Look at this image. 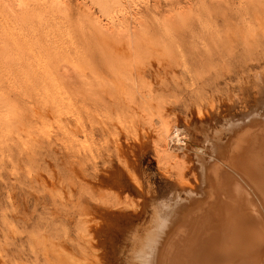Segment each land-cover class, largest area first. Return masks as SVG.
Returning <instances> with one entry per match:
<instances>
[{
	"label": "rangeland",
	"instance_id": "374dc122",
	"mask_svg": "<svg viewBox=\"0 0 264 264\" xmlns=\"http://www.w3.org/2000/svg\"><path fill=\"white\" fill-rule=\"evenodd\" d=\"M65 2L67 4L63 8V21L56 20L58 22L61 21L60 23L62 26H64V28L60 25V23H58L62 29L58 26L57 28H54L57 31H54V23L51 22L48 18H45L42 22L44 25L41 24V27L39 25V27L35 25L37 27V31L35 30L34 33L37 34H34L32 36L35 40L37 38V41L34 42H38L37 44L41 43V47L39 45H35L36 43H34L32 41L33 38H31V41L34 43L33 44L31 42L32 47L29 46L30 44L24 46L27 42H22L23 44L20 43L21 45H19L20 48L22 47L21 49L19 48L22 54L21 59L17 60L18 62L20 61L19 63L16 61L15 57H13L12 50L11 52L7 53L9 54L10 60L8 55H6L5 59L3 60L0 58V95H3L0 96V109L2 108L0 116L4 115L2 117L5 118L4 121L2 120V124L7 121V118V124L9 123L5 129H0V264H52L53 260H56V256H54L55 254H58V256L56 257L58 258L60 254L64 255L66 253L65 255H67V252L72 254L73 261H75V263L77 264H82V262H85L84 264H137V254L140 249L138 247L140 245L139 242L145 239V234L147 235V231L152 228L153 206L151 205V203L154 204L155 201L161 200L162 194L164 195V191L166 190V186L164 185L163 178H160V175L162 174L159 173V170L156 168V164H154V159L152 156L153 150L151 151L152 147L150 146L152 142V138L150 140L149 137L150 133L148 132V138L146 136L147 142L145 134L142 133V131L145 132V130H143V128L141 127H143V125L145 124H137L135 128H129L125 130L120 127V130L123 131L121 132L118 129V127L120 126L118 123L114 124L116 122L110 121L111 124H109V120L107 121L106 117H104L105 114H103L104 112L102 110L99 109L93 111V109L95 108H93V106L91 105H88V100L82 102L83 99L86 100L84 90H81L80 87L79 90H77L78 87L74 83H72L71 85L69 81H65L61 78L62 65L65 57L67 58V60H74V58L78 56L79 60H81V51L83 53L85 52L86 42L90 44L92 41V43L94 44L96 40V45L94 44L95 49H97V46L101 47L100 45H102L100 43L101 41H97V37L102 36L99 34L96 26L92 25V21L94 20L93 16L97 14L96 7L92 5L89 0H83L81 3H79V0H66ZM136 4L138 6L135 5L137 8L133 7L131 11L132 14L130 13L128 15L125 12L126 14H121V16L119 17L121 19V22L126 25L129 35L132 32V34L134 35H139L141 32L144 33L146 31L145 34L149 33L150 36V34L159 35L158 33L163 32V34H169V38L173 36L174 41L171 43L174 45V47L178 48L190 47L192 45L198 46L202 43L212 42L213 40V43H220L222 41L223 43H229L230 41H232L230 42V44H234V42H237L236 44L246 43L252 45V47L254 48V50L250 52L251 54L249 53V55L246 56H241L242 49H237L235 50V53L233 55H230L231 57L229 56L230 58H227L226 56L220 58L221 60H223L222 68L213 73L212 71H210V73L208 72L207 74L203 75L206 78L202 76L200 78L201 80L198 79L197 83L194 82V84H191V79L182 72L179 66L174 65L175 68L179 69L173 70L174 66L169 65L164 61H161L162 63L164 62L163 64L151 61V64L154 65L153 67L161 66L154 69L151 65L149 66L148 64H144V68L142 67L139 70V73L142 76V79H144L145 81H151L155 90H157L158 92L160 91L167 96L168 101L167 104H165V108L167 107L168 111L166 109L167 112L165 113L169 114L168 116L172 121H174L173 119H176V123H191V125H193L195 122H197L195 121L196 112L194 111H196V108L199 106L202 108V110H206V112L208 111L207 113H205L206 117H203L200 121H202L201 125L205 128V131L207 133H210L211 130L214 131L220 129V126L218 128V125L222 126L225 123L226 119H228L227 117H229L230 115L234 116L238 114L240 110L243 111V109H246V107H254L258 104L260 100L259 94H262V91L264 90V88H261L264 86V82H260L262 85L256 84L259 83L260 80H264V75H262L264 74V50H262L264 49V47L262 48V46H264L262 45L264 43V36L261 34L262 32H264V30L262 31V29H264V0H157L155 3L153 2V0H137ZM87 7H90L91 11L94 12V14H92V12L88 13L89 15L86 14L87 12H89L86 10ZM85 15H87V17ZM171 16L175 20L172 19ZM133 18H136L135 21H133ZM163 19L168 23L171 22L172 25H170L169 23L168 25L170 27H168L167 23H163ZM1 22L0 25L2 26H0V31L3 30V28L6 26V23ZM92 26L95 29H93ZM47 27H49L50 29L48 28L47 30ZM5 28L6 30L4 29V32H0V34H4L5 38L2 37L3 35H0V37H2V41L5 40V43L9 40V42H7L9 44L7 45H10L9 38H12V34L14 37L13 40H15V38L19 40L21 39V36H17L15 32H12V29L9 26ZM256 28L260 32H258ZM65 30L69 34L68 38L72 39L73 41L67 38V33H65ZM139 30L140 32H138ZM47 31L50 34H48ZM240 31H242L243 33ZM252 31L255 36L253 35ZM96 32L98 33V36ZM127 32H125L126 35L128 34ZM232 33L236 36L235 38ZM5 34L6 36L9 34L7 36L9 38H7ZM224 34L233 36L228 38V36H225ZM18 35L20 34L18 33ZM71 35L73 36L70 37ZM256 35H260L259 38ZM176 36L179 39H177ZM92 39H94V42ZM89 44L87 45L89 46ZM42 45L44 48L42 47ZM91 45L90 47H87V49L94 47ZM253 45L256 47H254ZM27 46H29V48H32V51H30L29 48L27 49ZM117 46V50L122 49L121 46H119L118 48ZM39 48H41V50ZM87 49L86 52L88 51ZM36 50H38L37 52H39L40 54L35 52ZM10 53L12 54L10 55ZM47 55L51 56V58L53 55H55L56 57L53 56V60H51V58H49ZM34 57H37V59L33 60L32 58ZM13 59L15 60V62ZM48 59L52 61V64L50 63V60L47 61ZM39 60L43 64L46 63L45 65L48 64L47 66L50 65V68L51 66H53L51 70L52 73H49V68V74L47 73V70L45 72L43 69H41L43 68V64H39ZM237 62L240 64L238 65ZM145 65H147L150 70L153 68V70H151L152 72L148 70V68H146L147 66L145 67ZM169 66H172L170 68L171 70L169 68H166ZM3 67L6 70L4 72H2ZM236 67H238L239 69H237ZM159 68H162V70L168 69V72L165 70L166 73H164L168 75L171 72V75H168L167 77V75L163 73L164 70L162 71L160 69L159 71ZM155 70L157 71L158 75L162 76H159V78L157 76V81L159 82H157V85L155 84V80L154 83L152 81L154 76L156 79L157 73ZM33 71L35 72V74H33ZM176 71L178 72L176 73ZM151 73H153L154 76L153 74L152 76H150ZM178 73H180L179 76L182 77L180 82L183 87L179 84L180 78H178ZM256 73L258 74V76ZM255 74L257 78L255 77ZM52 75L54 77H52ZM164 75L167 78H165ZM261 75L263 79L261 78ZM17 76L18 78H16ZM149 76L152 80L149 78ZM252 76H254L253 78L256 79L253 80ZM20 77H22L23 79H21ZM186 77H188L191 83ZM11 79H13V81ZM53 79H55V82ZM174 80H176V82H174ZM160 82L163 85L159 86ZM29 83L31 84L29 85ZM187 84L191 85V87L197 88L196 95L190 93L192 88ZM184 85H187L188 87H184ZM255 85L258 89L261 88V90H258ZM158 86L161 88L159 89ZM240 86H242V91L239 89ZM76 87L77 89H74ZM41 89L42 91H40ZM175 89L177 90L175 91ZM237 89H239V91ZM243 89L246 91H244ZM56 90L57 92H55ZM73 91L78 95V97L73 93ZM166 91L167 93H165ZM51 92H53L54 94ZM182 93L189 98L187 97L188 99H185V96ZM48 94L53 97V100L50 99L52 97ZM230 94H232V96ZM213 95L215 96L214 98ZM242 95H244L245 97ZM73 96L77 98H80L81 96L84 97L83 99L81 97L80 99L82 100L79 99V101L76 98L75 101ZM247 96L250 99L247 98ZM217 97L219 99H217ZM229 97L233 98H231L232 102L230 101V99H228ZM252 97L253 99L254 97H256V101L257 98H259L258 102H256L255 100L252 101ZM244 98H247L246 102H244ZM207 100L209 103L207 102ZM79 102L81 105L79 104ZM233 102H235L234 106ZM76 103H78L79 106ZM192 104H194L193 107ZM206 104L208 105L206 106ZM70 105H72V107ZM227 105H232L230 106L232 108ZM80 106L82 107V109ZM211 106L214 107L212 108L214 111H211V109H205ZM220 106H223L224 108ZM233 107L235 109H233ZM190 108L192 109L190 110ZM215 108L218 109L215 110ZM229 109H231V111ZM6 110L7 114H9L10 116L5 114ZM90 110L93 112L92 116L90 115ZM8 111L10 113H8ZM77 111H79L80 113H78ZM87 111L89 112L88 114ZM97 111H100V115H98L99 113ZM94 112L97 114V116ZM213 113L214 115L218 116L214 117ZM211 115L213 118H211ZM77 116L79 119H81L82 123L79 122V119H76ZM2 117H0V119H3ZM96 117L99 118V120H97ZM184 117L187 120L183 119ZM223 118L225 121H222ZM216 120L219 122H217ZM99 121L104 125V128H102V124H100ZM78 125L81 126V130L79 129ZM110 125L112 127L114 126V128H112ZM115 125H117L118 127H115ZM138 127L140 129V131L138 130L139 132H137L136 129ZM118 133L120 134V137ZM107 136L109 137L107 138ZM96 137L97 139L95 141ZM91 139L94 140L93 143H96L94 145V147L96 146L95 148L92 146L95 150L97 149L98 143L102 147L99 148V146L97 149L98 151L96 150L97 152H99V154L97 152H94L95 154H93V152L89 154L91 150ZM122 140H124L127 145L125 143L123 144ZM101 141L103 142L101 143ZM135 142L139 147H136ZM119 143L123 145L120 146ZM129 143L131 146L129 145ZM132 143L133 145H135V147L132 145ZM137 143L141 144L138 145ZM103 145H105V147ZM103 147L104 149L106 148L105 150L109 151L108 154L105 153L106 151L104 152ZM121 147L125 150V152ZM131 147L132 149H135H133L132 151V149H130ZM138 148H141L142 152L139 153ZM94 149L93 151H95ZM136 149L138 151H136ZM116 150L119 151V153L123 151L121 152V154H119V156L121 155V157H125L121 159L122 161H120V157L118 158ZM127 153H129L131 156ZM91 156H94L93 159ZM129 156L133 159L129 158ZM115 157L117 158V160ZM126 160L128 161V163L126 162ZM132 160L133 163H136H134L133 166ZM107 166H110V168H108ZM120 166L124 167L121 169ZM101 168L105 170H102ZM114 168H116V170H114L116 172L112 171V169ZM135 168H137V170ZM124 170L126 171V173ZM98 172L99 176L97 175ZM106 173H108V175H106ZM110 173H112V177ZM78 174L79 176H81L78 177ZM163 176L165 177V175H162V177ZM132 177L139 181L140 185L142 186V188H138L140 191H138L135 184H132ZM97 184L100 185V187L103 185V189L99 188ZM107 184H109L110 186ZM120 186L122 187V189ZM80 187H86L84 188L86 190L81 189L80 191ZM96 187H98L100 190L99 194ZM87 189L92 190L90 191ZM87 191H90V196L88 193H86ZM102 191H109L108 195L110 194V192L111 194L117 195L121 192L120 196L118 195V197L120 199L128 197L129 204L132 203V207H135L134 205L137 204L135 203V201L137 202L139 199L143 201L142 210L139 211L136 207L137 211H133V208H130L129 206L128 207L130 209L127 207L128 209L122 210V213L120 212L121 210L118 209L117 212L116 209L110 208V210L105 205L101 203L99 204L97 202V198H95L97 195L103 196L104 193ZM80 192L83 194L86 193V195L82 196ZM150 195L152 198L150 197ZM143 198L145 199L143 200ZM130 199H132V201H130ZM141 201L138 202L141 203ZM81 231L82 234L80 233ZM87 234H89L90 236H88ZM77 243L79 245H77ZM84 246H86L89 250L87 251ZM80 248L81 250L86 249L84 251V255L80 253ZM60 251H62V253H60ZM86 254L89 255L87 256ZM82 255L86 257L84 258ZM60 258H62L63 260L65 259L64 256ZM60 258L59 260H62ZM61 262L62 261H60L59 263ZM63 262L65 263V261Z\"/></svg>",
	"mask_w": 264,
	"mask_h": 264
},
{
	"label": "bare ground",
	"instance_id": "6f19581e",
	"mask_svg": "<svg viewBox=\"0 0 264 264\" xmlns=\"http://www.w3.org/2000/svg\"><path fill=\"white\" fill-rule=\"evenodd\" d=\"M65 1L66 0H0V22L2 21L1 23H3V22L6 23L5 27L9 26L12 29V32H15V34H17V36H21L20 40L16 39V38H15V40H13L14 39L13 34H12V38L7 37L9 34L7 36L5 34V36L10 39V45H7V44H9V43H7V42H9V40L7 41V39H6L7 42L5 43L4 42L5 40L2 41V39H1L2 37H4V34L3 33L0 34V35H3L2 37H0V58L3 60V59H5L6 55H8V57H9V54H7V53L11 52V50H12L13 54L10 53V55L12 54L13 57H15L16 61L20 60L22 57L21 56L22 54L20 51V49L22 47L20 48V46H19V45H21L20 43L27 42L26 44L24 43L25 44L24 46H26L28 44H30L29 46H31L32 41L33 42L37 41V38L35 40L34 37H32V36L34 34H37V33H34V31L36 30L37 27H39L41 24H43L42 22H43V19H45V18H48L51 22L54 23L53 24L54 27L51 25L53 27V29L55 27L57 28L58 26H59V28H61L60 22L63 21L62 16H64L63 8L67 4ZM82 1L83 0H79V3H81ZM136 1L137 0H89V2L92 5H94L97 9V14L95 16H93L94 20L92 21V25L96 26V29L99 31V34L102 36V37H99L98 33L96 32L97 36L100 38L99 39L95 35L97 37V41L98 40H99V42L101 41L100 43L102 45H100L101 47L97 46V49H95L94 44H95L96 40L94 42V39H95L94 38V39H92L94 44L92 43V41L90 44L87 42L85 43L86 44V48L84 45L85 52L83 53L81 51V53L84 55H82L80 53L81 54L80 58L82 57L81 60H79L78 56L75 57L74 60H71V59L67 60V58L64 56L65 58H64L63 65H62L61 78L65 81H69V83L71 85H72V83H74L78 87V89H77V87L74 89L79 90V87H80L81 90H84L86 100L83 99L84 96H81L83 100L80 99L81 98L80 96H79L80 98H77L78 95L75 94L73 91V93L75 95H77V97L73 96L75 101H76V98L78 99V101H79V99L82 100V102L88 100V102H87V103H89L88 105L89 106L91 105V106H93V108H95V109H93V111L100 109L104 112L103 113V114H105L104 117H106L107 121L109 120V124H111L110 121L116 122V123L113 122L114 124L118 123L120 126L118 127L117 125H115V127L117 126L119 130H120V127H122L125 130V129H129V128H131V129L135 128L137 124H140V125L145 124V125H143V127H141V128H143V130H145V132L142 131V133L145 134V138H146V136L148 138L149 135H150L149 136L150 140L152 138V142H151L150 146L152 147L151 151L153 150L152 156L154 159V164H156V168L159 170V173L162 175H165V177L164 176L162 177V175H160L161 176L160 178L161 179L163 178L164 185L166 186V190L164 191V195L162 194L161 200L155 201L154 204L151 203V205L153 206V208H152V215H153L152 217L153 218L151 217L152 221H153L152 228H150L147 231V235L145 234V239L141 240V242H139L140 245L138 247L140 249H139V252L137 254V264H264V90L262 91V94H259V92H258V90L259 89L261 90V88H264V86L258 89L255 85V87L258 89L257 92L260 95L259 102H258L259 98H257V101H256L255 100L256 97H254V99L252 97V101L255 100L256 102H258V104L256 103L257 104L256 106L249 107V108L246 107V109H243L244 108L243 107L242 108L243 111L240 110V112L234 116L230 115L231 117L230 116H229L230 118L227 117L228 119H226V121L223 118L222 121H225V123L222 126L218 125V128L220 126V129L214 130V131L211 130L210 133H207L205 131V128L202 127V125L197 124V123L203 117H206L205 113H207L208 111L206 112V110H202V108L198 106L196 108V111H194V112H196V120L195 121H197V122H195L193 125H191V123L190 124L185 123V121H184L185 124H183L182 122H181L182 124H179L178 122L176 123L175 122L176 119H173L174 121H172L168 116L169 114L165 113L168 111L167 107L165 108V104H167V101H168L167 96L165 94H163L162 92H160V91L158 92L157 90H155L151 81H148V80L145 81L144 79H142V76L139 73V70L144 66V64H148L149 66L151 65L153 67L154 65L151 64L152 63L151 61L156 62V63H162L161 61H164V62L168 63L169 65L179 66L180 69L182 70V72L191 79L192 83L189 81L188 77H186L188 79V81L191 84H194V82L197 83V80L200 79L203 75L207 74L208 72L210 73V71H212V73H213V72L220 70L223 66V60H221L220 58H223L225 56L228 58L230 55H233L235 53V50H237V49H242L241 50V56L242 55L246 56V55H249V53L252 52L254 50V48L252 47V45H249L246 43L236 44L237 42L236 43L234 42V44L233 43L230 44V42H232V41H230L229 43H226V42L223 43V41L220 43H216V42L213 43L214 40L212 41V39H211L212 42L202 43L201 45H198V46L192 45L190 47L178 48V47H174V45L171 43L174 41L173 36L169 38V34L164 33L165 34L164 35L163 32H160L163 35L157 32L159 35H157V34L151 35L150 34V36H149V33H147L148 35L145 34L146 31L144 33L141 32L139 35L138 34L134 35V34H132L133 32L131 33V31H130V33L133 36L131 34L129 35V33L127 32L126 25L123 24V22H121V19L119 17L121 16V14H123V15L126 13L128 15L130 13L132 14L131 11H132L133 7L135 8L136 7L135 5H137ZM156 1L157 0H153L154 3ZM254 9H256V8H254ZM86 10L89 11L86 14L92 12L90 7H87ZM92 14H94V12H92ZM85 16L87 17V15H85ZM135 19L133 18V21H135ZM172 19H174V18L172 17ZM56 20H61V21L58 22ZM162 21H163V23L165 22V24L167 23L168 27H170L168 25L169 23H170V25H172L171 22L168 23L164 19ZM58 23H60V25ZM35 25H37V27ZM0 26H2V25H0ZM5 27L3 28V30L4 29L6 30ZM62 27L64 28V26H62ZM65 27H67V26H65ZM48 28L49 27H47V30H48ZM92 28H93V26H92ZM257 28H256V30H258ZM45 29H46V27H45ZM93 29H95V28H93ZM244 29H246V28H244ZM3 30H1L0 32L5 31V30L4 31ZM58 30H60V29H58ZM66 30H65V33H67V38H68L69 34ZM263 30L264 29H262V31ZM54 31H57V30L54 29ZM61 31H63V30H61ZM253 31H252V33H253ZM125 32H127L128 34L126 35ZM138 32H140V30ZM240 32H242V31H240ZM254 32H256V31H254ZM258 32H260V31L258 30ZM18 33L20 35H18ZM47 33H48V31H47ZM229 33H230V31H229ZM48 34H50V33H48ZM261 34L264 36V32H262ZM233 35H227V36L229 38ZM253 35L255 36L254 33H253ZM72 36L73 35H71L70 37H72ZM256 36H258V35H256ZM259 36H258V38H259ZM235 37L236 36L234 35V38ZM31 38H33L32 41H31ZM176 38L179 39L177 36H176ZM209 38H210V36H209ZM69 40H72V39H69ZM246 40H247V38H246ZM239 41H241V40H239ZM34 43H36L35 45H39V46L41 45V43L37 44L38 42H34ZM259 43H261V42H259ZM87 44H89V46ZM91 44H93V45H91ZM90 45L94 46V47L87 49V47H90ZM97 45H98V43H97ZM115 45L121 46L122 49L117 50ZM262 45H264V43ZM29 46H27V49L29 48ZM119 46H117V48ZM36 47H35V49H36ZM42 47H43V45H42ZM254 47H256V46H254ZM260 47H261V45H260ZM263 47L264 46H262V48ZM25 49H26V47H25ZM31 49L32 48H29L30 51H32ZM39 49L41 50V48H39ZM86 49L88 50L87 52H86ZM92 49H94V50H92ZM262 50H264V49H262ZM22 51H24V50H22ZM37 51L38 50H36L35 52H37ZM158 51H159V53H158ZM37 53L40 54L39 52H37ZM53 56H55V55H53ZM53 56H52V58H53ZM48 57L51 58V56H48ZM34 58H32V59L33 60L37 59V57L35 59ZM52 58H51V60H53ZM38 59H40V58H38ZM9 60H10V57H9ZM49 60L50 59H48L47 61H49ZM51 60H50V63L52 64ZM14 62H15V60H14ZM41 63L42 62L40 61L39 64H41ZM33 64H35V63H33ZM45 64H43V65L46 67L48 64L47 65H45ZM239 64L240 63H238V65ZM41 65H40V68H41ZM43 65H42L43 68H41V69H43L45 72L47 70V73L50 69L49 73L50 72L52 73L51 70H52L53 66H51V68H50V65H49L46 67L47 68L46 69ZM159 65H161V64H159ZM146 66L147 65H145V67ZM156 67H161V66H156ZM156 67H153V68L156 69ZM171 67L169 66L166 68L170 69ZM30 68H32V67H30ZM146 68H148V70H150V68L148 66ZM153 68L151 70H153ZM236 68L239 69L238 67H236ZM160 69L162 70V68H159V71H160ZM174 69L176 70L179 68H175V66H174L173 70ZM32 70H30V71H32ZM165 70L167 71L168 69H165ZM165 70L163 71V73L165 72ZM4 71H6V70L3 67L2 72H4ZM155 71H153V72H155ZM177 72L178 71H176V73ZM19 73H21V72H19ZM156 73H157V71H156ZM227 73H228V71H227ZM33 74H35V72ZM152 74L153 73H151L150 76H152ZM179 74L180 73H178V78H180L179 79V82H180L182 77L179 76ZM256 74H255V77H256ZM165 75H167V74H165ZM165 75H164V77H165ZM168 75H171V72ZM168 75H167V77H168ZM249 75H250V73H249ZM262 75H264V74H262ZM262 75H261V78H262ZM150 76H149V78H150ZM153 76H154V74H153ZM157 76L159 78V76H161V75H158V73H157L156 79H155V76H154V78L152 77L153 80L150 78L153 81V83H154V80L156 81L155 82L156 85L158 82ZM257 76H258V74H257ZM22 77H20V78L23 79ZM52 77H54V76L52 75ZM167 77H165V78H167ZM203 77L206 78L205 76H203ZM253 77L254 76H252V78ZM11 78H12V75H11ZM16 78H18V76ZM169 78H171V77H169ZM183 79H184V76H183ZM255 79L253 78V80H255ZM11 80L13 81V79H11ZM53 80L55 82V79H53ZM174 82H176V80H174ZM260 82L263 83L264 80H262V81L260 80L259 83H256V84H261ZM30 84L31 83H29V85ZM179 84L181 85V82ZM160 85H163V84H161V82H160L159 86ZM187 85H184V87H188V86L191 87V85H188V86ZM17 87H19V86H17ZM38 87H40V86H38ZM241 87L242 86H240L239 89L242 91ZM245 87H247V86H245ZM160 88L161 87H159V89ZM169 88H168V90H169ZM191 88H192V90L189 89V90H191L190 93L193 95H196L197 88L196 87H191ZM239 89H237V90L239 91ZM53 90H55V89H53ZM176 90L177 89H175V91ZM40 91H42V89ZM162 91H163V88H162ZM244 91H246V90H244ZM55 92H57V90ZM75 92H76V90H75ZM51 93H53V92H51ZM165 93H167V91ZM80 95H83V94H80ZM230 95L232 96V94H230ZM230 95H228V96H230ZM244 95H242V96H244ZM49 96H51V95H49ZM255 96H257V95H255ZM187 97L185 96V99L189 98V97L188 98ZM214 97L215 96L213 95V98ZM218 97H217V99H219ZM233 97H234V95H233ZM249 97H250V95H249ZM249 97L247 96V98H249ZM193 98H195V97H193ZM213 98H211V99H213ZM231 98L229 97L228 99H230V101H231ZM6 99H7V97H6ZM50 99L53 100V97ZM240 99H243V98H240ZM246 99H245V101L244 100L243 101L246 102ZM220 100H221V98H220ZM207 102H208V100H207ZM219 102H221V101H219ZM231 102H229V103H231ZM237 102H238V100H237ZM248 102H250V101H248ZM234 103L235 102H233V106L235 105ZM252 103H254V102H252ZM76 104L79 106L80 102H79V104L78 103H76ZM82 104H84V103H82ZM193 105L194 104H192V107H193ZM207 105L208 104H206V106ZM209 105H211V104H209ZM239 105H240V103H239ZM0 106H1V104H0ZM2 106H4V105H2ZM70 106L72 107V105H70ZM227 106H229V105H227ZM230 106H232V105H230ZM250 106H253V105H250ZM220 107H223V106H220ZM241 107H242V105H241ZM212 108H214V107L211 106V107L205 108V109H211V111H214ZM230 108H232V107H230ZM3 109H6V108H3ZM81 109H82V107H81ZM91 109H92V107H91ZM166 109H167V111H166ZM191 109L192 108H190V110ZM217 109L215 108V110H217ZM233 109H235V108L233 107ZM1 110H2V108L0 109V113H1ZM87 110H89V109H87ZM229 110L231 111V109H229ZM79 111H80V109H79ZM79 111H77V112L80 113ZM5 112H6L5 113L6 115L10 116L9 114H7V110ZM97 112L99 113L98 115H100V111H97ZM8 113H10V112L8 111ZM78 113H77V115H78ZM88 113L89 112L87 111V114ZM90 113H91L90 115L92 116L93 112L91 110H90ZM229 113H232V112H229ZM95 115L97 116L96 113H95ZM2 116H4V115H2ZM2 116H0V117H2ZM213 116L215 117L218 115H214V113H213ZM79 117H80V115H79ZM2 118L3 119H0L1 120L0 121L1 122L0 129H5L6 126H8V124H9V123L7 124L8 118L6 119L7 121H5V123H3V124H2V120L4 121L5 118L4 117H2ZM211 118H213L212 115H211ZM9 119H10V117H9ZM11 119H12V117H11ZM76 119H79L78 116ZM183 119H185V117ZM97 120H99V118H97ZM101 120H102V118H101ZM185 120H187V119H185ZM107 121H105V122H107ZM213 121H211V122H213ZM216 121H215V124H216ZM79 122L82 123L81 119H79ZM217 122H219V121H217ZM99 123L102 124L100 121H99ZM103 126L104 125L102 124V128H104ZM211 126H212V124H211ZM80 128H81V126H79V129ZM112 128H114V126ZM82 129H84V128H82ZM136 129H137V132L140 131L139 127ZM75 130H76V128H75ZM120 131L123 132L122 130H120ZM118 135L120 137L119 133H118ZM108 137L109 136H107V138ZM147 138H146V142H147ZM96 139H97V137L95 138V141H96ZM93 141L94 140L91 139V150L88 148L90 150L89 154H91L92 152H93V154H95L98 151L97 150L98 147L100 146L98 143L97 144L98 146L96 149L97 151H96L94 149L96 147V146L94 147V145L96 143L95 142L93 143ZM122 141H123V144L124 143L126 144V142H124V140H122ZM102 142L103 141H101V143ZM104 144H105V142H104ZM140 144H138V145H140ZM119 145L122 146L121 143H119ZM129 145H130V143H129ZM132 145H133V143H132ZM135 145H136V142H135ZM135 145H133V146L135 147ZM103 146L105 147V145H103ZM147 146H146V148H147ZM104 147H103V149H104ZM126 147H128V146H126ZM132 147L130 149H132ZM136 147H139V146L136 145ZM99 148H102V147L100 146ZM148 148H150V147H148ZM93 149L95 151H93ZM105 149H104V152L106 151L105 153L108 154L109 151H107ZM127 149H129V148H127ZM133 149H135V148H133ZM133 149H132V151H133ZM138 149H139V153L142 152L141 148H138ZM100 150H102V149H100ZM148 150H150V149H148ZM126 151H128V150H126ZM136 151H138V150L136 149ZM121 152H123V151H121ZM121 152L120 153H119V151L116 152L118 154V158L120 157V161H122L121 159L125 158L123 156L121 157V155L119 156V154H121ZM124 152H125V150H124ZM97 153L99 154V152H97ZM127 154L130 155L129 153H127ZM78 155H82V154H78ZM125 156H126V154H125ZM130 156H129V158H132ZM93 157H92V159H93ZM83 159H84V157H83ZM135 159H137V158H135ZM97 160H98V158H97ZM116 160H117V158H116ZM93 161H95V160H93ZM129 161H130V159H129ZM135 161H137V160H135ZM126 162L128 163L127 160H126ZM132 163H133V160H132ZM134 163L132 164V166L134 165ZM131 164H130V168H131ZM128 166H126V167H128ZM112 167H114V166H112ZM116 167H117V164H116ZM123 167L120 166L121 169ZM108 168H110V166ZM101 169L105 170L103 168H101ZM135 169L137 170V168H135ZM109 170H111V169H109ZM114 170H116V168L112 169V171H114ZM118 170H120V169H118ZM126 171H125V173H126ZM114 172H116V171H114ZM112 173H110L111 177L113 176ZM79 174H80V172H79ZM79 174H78V177L81 176V175L79 176ZM98 174H99V172L97 173V175ZM106 175H108V173H106ZM104 177H105V175H104ZM107 177H110V176H107ZM131 179H132V184H135L137 186V189L142 188L139 181H137L134 177H132ZM91 181H94V180H91ZM87 183H90V182H87ZM109 184H107V185H109ZM98 186H99V188L103 189V187H102L103 185L101 187H100V185H98ZM94 187H95V185H94ZM84 188H86V187H84ZM84 188L80 187V191H81V189H84ZM99 188L96 187V189L98 190V191L96 190L98 192V194L100 192ZM121 189H122V187H121ZM84 190H86V189H84ZM84 190H83V192H84ZM87 190H90V189H87ZM90 191L86 192L89 194V196H90ZM138 191H140V190L138 189ZM108 192H103L105 196L104 195L103 196L97 195L96 197L94 195L93 196L95 198H97V202L99 204L101 203V204L105 205L108 209H110V208L116 209V212L118 209V210H121L120 212L122 213L123 212L122 210H127L129 207L133 208L132 209L133 211H137V208L139 211L142 210V202L143 201L138 199V201H141V203L138 201L137 202L135 201V203H137V204L134 205L135 207H132V203H130L131 205L129 204V198L128 197L123 196L125 198L124 199L121 198L122 200L118 197V195L120 196L121 192L118 195L117 194H111V192L108 195ZM86 193L83 194L80 192V194H82V196L86 195ZM103 193H101V194H103ZM105 193L107 194V196ZM112 193H113V191H112ZM91 197H92V194H91ZM150 197H151V195H150ZM154 197H155V195H154ZM144 199L145 198H143V200ZM130 201H132V199H130ZM120 212H118V213H120ZM124 212H127V211H124ZM85 230H86V228H85ZM80 233L82 234V231ZM87 235L90 236L89 234H87ZM137 244H138V242H137ZM77 245H79V244L77 243ZM86 246H84V247L87 249L88 246L87 247ZM82 250L80 248V251H81L80 253H82L84 255L85 250H83V251ZM88 250L89 249H87V251ZM56 252H58V251H56ZM60 253H62V251H60ZM65 254L64 255L60 254L58 258H56L58 256V254H55L54 256H56L55 257L56 260H53L52 264H74L75 261H73L72 254H70L68 252H67V255H65ZM86 255L88 256L89 254H86ZM62 256L65 257L64 260L62 258H60ZM59 258L62 260H59ZM60 261H62V262L65 261V263L64 262L59 263ZM84 263L82 262V264H84ZM75 264H77V263H75Z\"/></svg>",
	"mask_w": 264,
	"mask_h": 264
},
{
	"label": "water",
	"instance_id": "95a60500",
	"mask_svg": "<svg viewBox=\"0 0 264 264\" xmlns=\"http://www.w3.org/2000/svg\"><path fill=\"white\" fill-rule=\"evenodd\" d=\"M198 124H200V125H201V124H202V121H198Z\"/></svg>",
	"mask_w": 264,
	"mask_h": 264
}]
</instances>
